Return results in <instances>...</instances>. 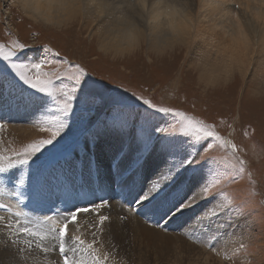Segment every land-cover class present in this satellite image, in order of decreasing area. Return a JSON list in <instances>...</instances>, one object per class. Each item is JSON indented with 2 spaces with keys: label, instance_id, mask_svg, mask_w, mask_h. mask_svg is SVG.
Wrapping results in <instances>:
<instances>
[{
  "label": "rangeland",
  "instance_id": "obj_1",
  "mask_svg": "<svg viewBox=\"0 0 264 264\" xmlns=\"http://www.w3.org/2000/svg\"><path fill=\"white\" fill-rule=\"evenodd\" d=\"M73 29L44 25L25 15L17 3L11 0H0V42L7 43L18 39L29 45V48L24 50L21 59L38 60L41 58L42 46H49L54 52L47 56L53 61V64L47 65L46 70L59 68L60 71H64L68 67L67 62L80 64L89 73L88 85L94 93L95 102L91 108L77 109L69 120L70 129L66 130L63 138L59 139L54 147L49 145L43 151V155L34 166L38 167L39 171H51L59 165H76L78 164L76 157L80 154L85 159L80 163L81 169L88 168L89 171L92 163L99 167L103 166L107 160L105 167L107 171L109 163L114 161L115 156L119 160L118 167H122L123 171H132L136 164L141 162L146 168L148 165L155 170L159 169L156 175L160 177L168 167L172 166L173 161L180 159L185 150L194 151L188 147L180 135L179 117L146 110L145 107L133 102V94L151 99L160 107L178 109L208 124H214L216 130L225 139L237 145L238 150L235 152V158L245 162V172L237 175L235 170L231 169L224 160L225 157L228 160L233 159L230 150L216 147L207 154L201 150L192 164L181 172L177 180L165 187L169 190L167 199L162 200L160 194L156 196V199L162 202V205H158L163 206L165 202L169 203V195L173 190L180 191L181 189L179 198H183L185 202L194 192L200 196L199 198L204 204L198 208L199 212L201 208L207 211L212 205L218 206L217 211L222 208H230L229 212L216 217L210 223L207 222L209 228L212 226L222 227L220 234L218 231L215 232L218 235L216 240L219 241V246H214L213 241L200 243L195 242L192 238L194 236L191 231H188L191 226L198 230L195 231L196 234L203 233L207 238L206 229L200 224V221L204 219L201 215L193 219L190 217L184 222L181 217L188 208L179 212L176 209L169 211L167 208L168 216L165 221L163 219L161 222L164 225L157 226V228L155 226V229L164 231L166 235L169 233L171 238L174 236L182 238L184 241L188 239L194 244V248H190L187 243L186 246L185 242L176 241L174 238L170 240L168 238L162 242L156 240L152 243L147 239L138 240L129 235L126 242L120 245V249L113 244L111 248L105 241L99 254H108L107 264H264V88H257V85L260 84L258 79L261 78L260 72L255 70L258 64L249 67L245 76L235 72L237 81L233 85L229 86V83L233 82L234 75L227 79H215L216 76H213V79L205 83V78H200L199 70L197 71L192 65L193 62H190V59L195 62L198 59L197 53L200 52L198 47L203 42L200 35L196 34L190 44L176 43L172 47H166L158 52L148 48L145 38H141L134 50L119 55L101 52L99 43L92 40L93 43L89 44L91 40L85 32L79 30L77 26ZM55 52L60 55L55 56ZM64 58L67 60L66 63H56ZM3 68L4 63L0 62V69ZM8 80L14 81L15 84L12 82L13 86L22 92L24 99L34 103L39 110L41 109L45 103L42 94H33L34 90H30L28 86L16 82L11 77L6 79L7 82ZM26 93L31 97H26ZM10 103L13 101L4 98L3 106ZM9 108L10 106H4L1 112L5 119L13 121L3 120L6 127L0 132V141H2L0 150L15 149L19 151L27 143L49 136L48 132L40 130L42 125L35 122L40 117L39 110L36 114L26 112L12 118L9 116ZM114 108L127 117L128 123L123 130L118 125L112 124L110 110ZM18 109L23 111V105H18ZM154 127L164 131L153 132ZM16 128L19 130H15ZM171 153H176V155H171ZM88 154L95 156L92 162H89ZM105 155L107 156L104 157ZM209 156L217 158L213 162L211 170L207 165L201 163ZM74 161L76 162L73 163ZM112 167L108 170H111ZM153 169L151 170L153 171ZM202 173H208L209 180L219 179L220 183L210 189V193L217 191L221 193L219 199L207 201L202 199L203 194L199 191ZM234 176L236 178L232 179ZM152 180L155 181V178ZM95 183L93 186L96 185ZM78 187L76 184L72 187V191L75 192ZM137 189L139 191L138 186ZM86 191L91 193L92 189L88 188ZM29 194L26 193L25 198L22 199L33 196V194ZM81 194H76V196L74 194L73 198H79ZM126 194H129L128 191L121 188L113 192L105 190L103 195L99 194L97 197L93 195L91 199L82 201L73 200V204H76L77 201L81 202L78 206H86L89 201L99 203V198L102 197L107 201V206L100 209V214L109 217V220L102 225L103 229H106L108 228L107 222L113 221V219L120 221L121 217L123 221L130 223L134 219L133 216L145 213L146 210H143L145 202L140 204L133 202L130 205ZM10 201L12 200L0 197V203L9 204L13 211L23 210L33 216H43L41 213L43 209L37 208L31 212L28 208L22 207L25 201L12 205ZM122 202L125 203L122 205ZM73 204H70L68 208ZM51 206L52 204L50 206L42 205L45 208H51ZM52 208L56 211H50V213L63 212L67 209L62 206ZM150 210L152 209L150 208ZM0 212V215L8 216L5 217L7 220H0V242L4 247H11L10 258L14 259L16 264H19L17 260L20 256L33 257L36 260L35 264H56L60 259L56 254L53 257L48 256V259L45 258L46 254L39 249H35L36 252L32 250L18 252L17 248H26L23 243L26 238L21 236L19 243H10L5 224L8 219H12V216L6 209H0ZM169 215L176 217V225L172 226L179 227L180 230L176 233L170 227ZM210 215L211 212L207 211L205 217ZM82 216L87 219L78 220V224L70 226V230L73 234L83 237L80 227L91 228L90 222H98V217L95 214V218H92V214ZM138 218L149 217L143 215ZM186 225L189 228L185 231ZM127 226L129 229L132 228V224ZM165 226L167 230H165ZM11 239L16 238L12 237ZM241 244L244 245V248L235 252L234 250L240 248ZM124 245L127 246L123 248Z\"/></svg>",
  "mask_w": 264,
  "mask_h": 264
},
{
  "label": "snow or ice",
  "instance_id": "obj_2",
  "mask_svg": "<svg viewBox=\"0 0 264 264\" xmlns=\"http://www.w3.org/2000/svg\"><path fill=\"white\" fill-rule=\"evenodd\" d=\"M50 2L60 3L62 6H68L69 4L73 7L76 6V0H50ZM81 6L87 7L101 19L102 31L120 32L123 37V46L117 49L118 54L131 52L141 38L147 39L162 29H167L171 35L175 36L176 29L174 24L171 23L173 14L178 13L181 9H187L189 6L195 8L194 4L189 5L186 0H181L179 5L173 0H88L86 5ZM229 8L239 10L241 5L235 3V0H202L200 11L202 15L208 19H215L223 27L224 21L232 24L233 18L236 22L240 20L239 15L227 11ZM27 48H29V45L20 42L18 39L7 43L0 42V62L4 63V68L0 69V87L3 86V82L8 77H11L16 82L28 86L30 90H34L33 94H42L45 103L39 110L40 117L35 122L42 125L40 130L48 132L49 136L33 140L24 145L19 151L15 149L0 150V185L4 186L0 188V196L7 191L17 201L24 197L25 193L21 189L26 184L29 189L39 187V168L34 166L37 165L43 151L49 145L54 147L59 139L63 138L66 130L70 129L69 120L77 109L81 107L90 109L95 102L94 93L88 85L87 77L89 73L84 67L80 64L67 62L64 58V60L56 61V63L63 64L67 62L68 67L66 70L60 71L59 68L46 70L47 65L53 64L47 54L53 53L54 50L47 45H43L40 59H21L24 50ZM54 55L59 56L60 54L55 52ZM132 100L134 103L145 107L146 110H154L158 113L172 114L174 117H179L180 135L188 147L194 149V151L185 150L180 159L173 161L172 166L168 167L149 186L147 191L141 189L140 193L133 196L132 200L129 201L130 205L133 202L140 204L155 199L164 187L177 180L181 172L192 164L201 150L207 154L216 147L228 149L233 159L228 160L225 157L224 160L230 165L231 169L235 170L237 175L245 172V162L235 158V152L238 150L237 145L225 139L216 130L214 124H208L178 109L160 107L151 99H146L143 96L133 94ZM110 111L112 112V124L114 126L118 125L123 130L128 123L127 117L115 108ZM2 119L3 117L0 116V121ZM5 127L6 125L0 122V132ZM162 131L164 130L153 128V132ZM171 155H176V153H171ZM216 159L209 156L201 163L207 165L211 170V166ZM235 178V176L232 177V179ZM219 183V179L209 180V174L202 173L199 189L203 194L202 199L206 201L219 199L220 192L210 193V189ZM27 199L31 201V196H28ZM199 202L195 200V195H193L187 202L181 198L172 207L179 212L193 206V203ZM80 203V201H77L76 204L63 212L43 216H33L23 210L13 211L9 204L0 203V209H6L12 216V219L5 224L10 237L9 242L17 244L19 238L23 236L26 238L23 241L26 248H17L18 252L33 249H39L44 254L58 252L60 259L56 264H107L108 254L101 255L98 251L100 241L97 231L91 233L92 240L89 241L81 235L73 234L70 230V226L78 224V216L95 214L98 217V222L90 225V227L102 232V225L109 220V217L100 214L99 210L107 206V201L101 197L99 203L89 201L86 206H78ZM22 207L26 209L28 204L23 203ZM217 207V205H212L207 210L211 212V215L207 217L209 223L216 217L230 211V208H222L217 211ZM169 211H172V209H169ZM5 219V217H0V220ZM77 231H79V228H77ZM12 237L16 239H11ZM45 241H48L51 247L46 246ZM242 248H244L243 244L234 251L239 252ZM213 251H215V248H213ZM21 258L26 259L25 257Z\"/></svg>",
  "mask_w": 264,
  "mask_h": 264
},
{
  "label": "bare ground",
  "instance_id": "obj_3",
  "mask_svg": "<svg viewBox=\"0 0 264 264\" xmlns=\"http://www.w3.org/2000/svg\"><path fill=\"white\" fill-rule=\"evenodd\" d=\"M11 1L17 3L22 8V11L25 15L33 18L34 20L40 21L44 25H55L67 29H73L77 26L79 30L85 32L89 36V39L91 40L89 44L93 43L92 40H95V43L97 44L99 43V50L103 53L110 52L112 54H118L117 49L123 46V37L121 36L119 31H102L101 19L97 17L93 12H91L87 7L81 6L86 5L88 0H76L75 7H73L71 4H69L68 6H62L60 3H52L50 2V0ZM173 2L179 5L181 0H173ZM186 2L189 5L194 4L195 8L193 9L191 6H189L187 9H181L178 13L173 14L171 23L174 24L176 35L173 36L168 32L167 29H162L160 32L154 33L149 38L145 39L148 48L158 52L166 47H172L176 43L190 44V41H192L191 39L196 34L200 35V38L203 40V42L201 46L198 47V50L200 51L199 53H197L198 59L196 62L190 59V62H193L192 65L195 66L197 71L199 70L200 78H205V83L210 81V79H213V76H216L215 79H227L234 75L232 80L233 82L229 83V86L230 84L233 85L234 82L237 81V74L235 72H237L241 76H245L249 67H252L254 64H258L255 67V70L256 72H260L259 75L262 79L259 78V82L256 81L260 83L259 85H257V88H264V0H235V3L240 4L241 8L239 10L229 8L227 9V11L232 12L235 15H239L240 20L236 22L233 18L232 24H228L227 21H224L223 27L220 23H217L215 19H208L206 16L201 14L200 9L202 6V0H186ZM237 24L238 26H236ZM251 63L252 65L250 66ZM12 82L14 83V81L8 80L7 82L5 80L3 82V86L0 87V116L3 117L4 115H2L1 113L4 106H10V111L8 112L10 113L9 116L12 118H16L18 115L26 112H29L30 114H36L39 108H36L37 106L34 103L32 104L31 102H28L24 98L21 99V97H23L22 92L14 87ZM26 95V97H31L27 93ZM4 98L13 101V103L3 106ZM18 105H23V111L18 109ZM3 120L13 121L12 119H5L4 117L2 119V122ZM15 130H19V128H16ZM106 156L107 155H105L104 157ZM82 157L83 156L80 154L77 155L76 161H78V164L76 165H59L57 166V168L51 171H39V187L37 189H29L28 185L26 184L24 188L21 189V191H24L25 194H33V196L31 197V201H29L27 198L17 201L13 197H11V195H9L7 191H5V194L2 195V198L12 200L10 201L11 205L25 201V203L28 204L27 208L31 212H33L34 209L38 208L43 209L41 212L43 215H54L55 212L50 213V211H56L52 207L62 206L68 208L70 204H73V200H87L91 199L93 195L97 197L100 194V190H103V192L105 190L113 192L114 190H118L120 188L122 190H126V187L129 183V178H131V181L135 182L136 184V194L139 193V191L141 192V189L147 191L149 186L152 184L149 183V179L144 183H139V181L143 179V175L147 174L144 163H137L135 169H133L132 171H123L122 167H118L119 160H117V157L114 156V161L109 163V167L113 166L110 171L107 172L105 170L107 160L104 162L103 166L99 167H96L95 163H92V166L89 167L90 169L88 171V168L81 169L79 167L80 163L85 160ZM88 157L89 162H92L95 156H91L88 154ZM76 161H74L73 163H75ZM101 171H104L105 173ZM158 171L159 169L157 170V172ZM157 172L155 173V175L157 174ZM148 176L149 175L147 174V177ZM156 176L158 179V175ZM94 182H96V185L93 186ZM76 184L79 187L74 192L72 191V187H74ZM137 186L139 187V191L137 189ZM3 187V185H0V188ZM81 187H83L84 189H82ZM113 187H116V189H113ZM88 188L92 189L91 193H89V191H86V189ZM180 191L173 190L169 195V203L165 202L163 206L158 205H162V202L158 201L156 198L145 202L143 205L145 208H143V210L146 211L143 215H147V217H149L147 219H139L135 215V217H132L134 219H132L130 223L123 221V218L121 219V217L119 218L120 221L113 219V221L107 222L108 228L105 227L106 229H103L102 232L97 231V236L100 241L98 251H101L100 249L102 246H104L105 241H107L108 246H110L111 248L115 245L120 249V245L123 242H126V238L129 235L133 236V238L135 237L138 240L141 238L143 240L147 239L152 243L156 240L162 242L164 240H167L168 238L169 240L174 238L176 239V241L181 240L183 241L182 243L185 242L186 246L188 244L190 248H194V244L186 238L185 241L182 238H175L173 235V237L171 238V236L168 235L169 233L166 235L164 231H157L155 229V226L159 227L160 225H162L161 222L163 221V219L165 221V218H167L166 216H168V214L166 213V209H174L172 207L173 204H175L178 200H181V198H179L181 194ZM168 192V188L164 187L163 191L159 193L162 200L167 199ZM74 194L75 196L76 194L81 195L79 196V198H73ZM184 194L185 193H183V195ZM189 197H192V195ZM156 200L158 201V203ZM124 203L125 202H122V205ZM51 204V208L42 207V205L50 206ZM150 208L152 210H150ZM2 213L9 214L8 212ZM206 214L207 211L205 209L201 208L199 212V209L190 207L188 208V210L184 211V215L181 217V219H183V221L185 222L190 217V219H193L201 215L204 219L202 221H199L201 222L200 224L204 227V229H206L207 234H204L207 236V238L204 237L202 231L200 230L202 234L197 233L200 236L199 242L207 243V241H213L214 246H219V241L216 240V237H218V235L215 234V232L217 233L218 231V234H220V232L222 231V227L216 226V228L212 226L209 228V225L207 224V218L205 217ZM169 216V222L171 226L176 225V217L173 215ZM0 217L8 216L0 215ZM92 218H95L94 214H92ZM80 219L86 220L87 218H84L81 215L78 216V220ZM96 223L97 222L92 221L90 222V225ZM129 224H132L131 229H129L127 226ZM168 225L169 224H167V226ZM188 228L189 226H187L185 231ZM165 230H167V228ZM93 231L95 230L92 229V227L89 229H86L84 226L80 227V232L83 237L90 241L92 240L91 233ZM188 231H190V229ZM190 236L192 237L191 234ZM112 244L113 246H111ZM45 245L51 247V244H49L48 241H45ZM125 246L127 245H124L123 248H125ZM10 249L11 247H4L0 242V264H16V261L10 258V255H12L9 252ZM32 251L36 252L35 249H33ZM55 254L58 255L57 252H52L46 254V257H44L49 259V257H53V255ZM21 257H25L26 259H21ZM17 261L19 264L36 263V260L31 256H20Z\"/></svg>",
  "mask_w": 264,
  "mask_h": 264
},
{
  "label": "water",
  "instance_id": "obj_4",
  "mask_svg": "<svg viewBox=\"0 0 264 264\" xmlns=\"http://www.w3.org/2000/svg\"><path fill=\"white\" fill-rule=\"evenodd\" d=\"M149 166L147 165V168H146V171H147V174L149 175L148 177H147V174H144L143 175V179H141L140 181H139V183H141V182H145V181H148V179H149V183H153L154 181L152 180V178H155V180L157 179V176L155 175V173L157 172V170H155V169H153V168H148ZM151 169H153V171L151 170ZM155 176V177H154ZM129 183L128 184H132V183H135V182H132L131 181V178H129V181H128ZM137 182V181H136ZM171 184V183H170ZM173 185V184H172ZM188 188H191L190 186H188ZM193 195H195V200H197V201H200L199 203H193V206H191V207H195V208H200L201 206V204H204V203H202L201 202V199L199 198L200 196L196 193V192H194V193H192V196ZM191 196V195H190ZM188 200V199H187ZM174 210V209H173ZM138 216H142L143 217V214H140V215H138ZM137 216V217H138ZM141 219H147V218H141ZM162 225H164V224H162ZM170 227H172V226H170ZM156 228H157V226H156ZM174 230V232L176 233L177 231H179L180 229H179V227L177 226V228H175V227H172V231ZM190 231H191V233H192V235L194 236L193 237V239L195 240V242H199V241H197V240H199L200 239V236L198 235V234H196L195 233V231H198V230H196L193 226H191V229H190Z\"/></svg>",
  "mask_w": 264,
  "mask_h": 264
}]
</instances>
